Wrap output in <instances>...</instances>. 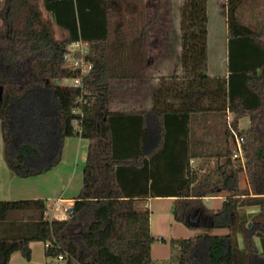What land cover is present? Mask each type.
<instances>
[{
	"label": "trees",
	"instance_id": "16d2710c",
	"mask_svg": "<svg viewBox=\"0 0 264 264\" xmlns=\"http://www.w3.org/2000/svg\"><path fill=\"white\" fill-rule=\"evenodd\" d=\"M110 1L0 0V123L9 169L21 178L44 174L61 162L67 137L90 140L67 218L47 217L44 198L0 200V264L17 251L30 260L33 241L47 244V257L66 254V264H154L151 210L138 201L169 196L176 221L229 229L172 240L179 264H264V36L238 20L237 0H229V75L211 77L207 0H185L181 75L164 79L151 109L114 112L110 81L144 75L148 41L108 38ZM79 39L91 44L94 63L83 88L62 84L77 75L64 55ZM199 111L233 113L244 163L227 144L216 151L217 175L192 169L190 159L200 155L189 147L190 122ZM245 116L250 125L241 129ZM223 192L220 208L204 203ZM248 206L259 211L247 213Z\"/></svg>",
	"mask_w": 264,
	"mask_h": 264
},
{
	"label": "crops",
	"instance_id": "0c3cea01",
	"mask_svg": "<svg viewBox=\"0 0 264 264\" xmlns=\"http://www.w3.org/2000/svg\"><path fill=\"white\" fill-rule=\"evenodd\" d=\"M184 1L185 0H121L120 3L116 0L110 1L108 7L110 25L109 39H121L124 41L140 39H145L146 41H161L165 39L180 40V45L176 48V53L178 55L176 56L177 59L173 56L174 54H168V56H170L169 58L164 57L167 53H162L163 48L158 49V46H155L156 50L149 56L146 47L147 61L144 75L142 77L116 78V80L125 82L127 88H125V96L123 95L125 99L121 103L123 107L119 108L116 105L114 106L111 100L110 109L112 111L129 112L151 109L155 105L153 92L165 82L164 79L174 72L181 75V6ZM234 4L237 5L235 15L238 20L252 26L264 36V0H237ZM207 12L209 17L208 40L212 34V29H216L219 25H222L223 36L226 39L224 40V52L221 59L211 55L208 48V74L211 77H228L229 0H207ZM94 23L98 22L94 20ZM177 63H179V66H175ZM150 70H153L152 77L147 76ZM144 80H147L148 83H152V87L154 88L152 95L149 94L144 96L142 95V90L132 89L135 86L139 88ZM179 80L181 81L182 79ZM233 117L234 115L230 111H199L193 113L190 122V150H196L201 156L203 152L202 147L204 145L215 146L217 151L222 150L227 144L234 147L232 137L230 140H227L226 137L229 121L232 120L231 118ZM245 117H247L250 122L249 116ZM222 119L224 124L221 123ZM89 144L90 140L82 136L75 135L67 137L64 145L63 158L57 166L44 174L21 178L16 176L9 169L4 159L0 123V200L44 198L48 201V209L46 211L47 217L53 219L60 218L58 215H61V218H67L70 212L67 214L61 211L60 214L58 211H60V207H71L74 203V199L83 186V170L88 156ZM200 156L190 159L192 169L198 168L195 162L199 160ZM224 196L226 199L227 193ZM154 198H168L174 201L176 199V197L173 196L149 197L138 201L139 207L149 208ZM215 198H217V196H209V198H204L203 201L207 205L206 200ZM50 205H56V207L51 209L49 207ZM221 205L215 209L220 208ZM207 206L209 207V205ZM246 209L247 213H257L259 211L258 206H248ZM150 224L152 231V216L150 217ZM171 225H173V223H171ZM172 240H174V238H172ZM30 246L32 250V257L30 260H27L21 252L17 251L12 254L9 264H52V258L46 256V243L42 241H33L30 243ZM258 246L261 247L260 240Z\"/></svg>",
	"mask_w": 264,
	"mask_h": 264
},
{
	"label": "rangeland",
	"instance_id": "374dc122",
	"mask_svg": "<svg viewBox=\"0 0 264 264\" xmlns=\"http://www.w3.org/2000/svg\"><path fill=\"white\" fill-rule=\"evenodd\" d=\"M60 37V35H59ZM224 40L225 37L223 36L222 25L216 27V29H212V34L210 35V39L208 40V48L209 52L213 56H217L221 59L222 54L224 52ZM226 43V42H225ZM180 45V40L178 39H165L161 41H148L147 42V52H149V56L154 53L155 46H158V49H162V53H167L166 56L169 58L168 54H174L173 56H178L176 53L177 46ZM161 51V50H160ZM163 57V58H164ZM177 59V57H176ZM175 59V60H176ZM181 61V58H180ZM166 62V61H165ZM175 66H179L177 63ZM149 72V71H148ZM153 70H150L148 77H152ZM111 100L117 107L121 108L123 105L121 104L122 101L125 99V88H127V84L122 82V80H116V78L111 79ZM72 83L71 79H65L62 84L70 85ZM132 89H140L142 90V95H152L154 88L152 87V83H148L147 80H144L143 84L139 88L136 86ZM124 91V92H123ZM124 95V96H123ZM233 119V118H231ZM221 123L224 124L223 119ZM249 119L244 117L239 124L241 129H247L249 127ZM216 139V138H215ZM213 139V140H215ZM214 145V144H212ZM211 145H204L203 152L199 158L195 162L198 165V173L201 177H204L208 174L217 175L218 174V166L220 164V160L216 155V148ZM233 147V146H232ZM245 174L241 175V185L245 187L246 178ZM226 193H219L217 198L206 200L207 205L212 209L220 206L222 201L225 199ZM175 201L168 198H154L150 203V210L152 216V234L155 237V242L153 243V263L154 264H179V251L177 250L176 246L172 245V238L175 240L180 238H188L194 237L202 233H210V234H227L229 232L228 228H205L199 227L195 225H190V223L186 222H176L174 218V209H175ZM51 209L55 208L56 205H50ZM60 207L61 211L67 213V207L62 208ZM61 214V213H60ZM68 214V213H67ZM69 215V214H68ZM67 215V217H68ZM60 218L61 215H58ZM173 223V225H171ZM164 238V240H163ZM259 243V239H257ZM239 244L243 247V238L242 235H239ZM52 264H59V261L56 258H52Z\"/></svg>",
	"mask_w": 264,
	"mask_h": 264
},
{
	"label": "built area",
	"instance_id": "2783aa9c",
	"mask_svg": "<svg viewBox=\"0 0 264 264\" xmlns=\"http://www.w3.org/2000/svg\"><path fill=\"white\" fill-rule=\"evenodd\" d=\"M91 44L88 41L83 39H79L73 41L69 47L67 52L64 55V59L66 63L72 66L76 71L77 75L71 79L73 85L75 87L83 88V79L90 74L93 69V60L91 59ZM80 101H83V97L80 98ZM73 112L77 115L73 120V123L80 129V125L83 119V111L80 106L73 109ZM231 121H229L228 127L232 132V139L234 142L233 151V159L241 161V163L245 162V153H244V142L245 138L241 135L235 128L232 127ZM215 197V196H211ZM205 198H209L205 197ZM67 213L70 212V207L66 209ZM56 259L59 261V264H66V254L60 253Z\"/></svg>",
	"mask_w": 264,
	"mask_h": 264
}]
</instances>
